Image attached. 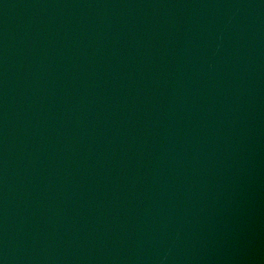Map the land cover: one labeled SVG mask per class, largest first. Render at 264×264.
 Wrapping results in <instances>:
<instances>
[{"label": "water", "instance_id": "water-1", "mask_svg": "<svg viewBox=\"0 0 264 264\" xmlns=\"http://www.w3.org/2000/svg\"><path fill=\"white\" fill-rule=\"evenodd\" d=\"M0 264H264V0H0Z\"/></svg>", "mask_w": 264, "mask_h": 264}]
</instances>
